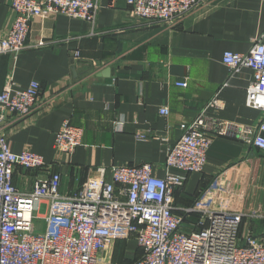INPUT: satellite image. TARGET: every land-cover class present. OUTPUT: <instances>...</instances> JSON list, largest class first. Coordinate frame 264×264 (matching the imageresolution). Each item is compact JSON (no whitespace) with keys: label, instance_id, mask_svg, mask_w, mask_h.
<instances>
[{"label":"crops","instance_id":"crops-1","mask_svg":"<svg viewBox=\"0 0 264 264\" xmlns=\"http://www.w3.org/2000/svg\"><path fill=\"white\" fill-rule=\"evenodd\" d=\"M94 1L99 9L93 25L61 15L34 18L23 50L0 55V93L9 80L17 90L32 81L40 86L41 107L19 121L7 113L0 128L12 152H32L49 167L15 168L12 182L19 191L30 192L36 178L54 172L61 177L59 193L73 195L98 178L99 169L110 182L112 168L124 165L150 164L161 178L166 151L181 135L179 126L214 97L222 108L208 109L207 115L237 127L264 122V112L245 105L252 72L243 69L230 77L222 64L223 53L244 54L254 40L264 43V0H201L174 26L130 18L127 0ZM10 4L0 0V39L14 19ZM179 81L187 86L177 87ZM164 107L167 116L159 113ZM64 122L83 129L82 144L71 154L54 149ZM121 189L115 185L116 193ZM197 199L213 211L244 214L242 235H264V153L232 135L214 137L203 172L186 174L174 192L182 231H191L198 220L182 211ZM101 215L128 220L125 211L103 209ZM109 229L112 242L101 258L113 246L121 247L123 261L132 258L128 246H137L126 229Z\"/></svg>","mask_w":264,"mask_h":264},{"label":"built area","instance_id":"built-area-1","mask_svg":"<svg viewBox=\"0 0 264 264\" xmlns=\"http://www.w3.org/2000/svg\"><path fill=\"white\" fill-rule=\"evenodd\" d=\"M126 3L132 19L174 26L201 0ZM10 8L14 19L6 37L0 39V55L16 56L23 50L34 18L61 15L93 25L99 9L94 0H11ZM78 57L79 52L74 51L73 58ZM222 64L230 77L243 69L252 72L245 105L264 112V43L254 40L244 54L225 52ZM175 85L187 86L185 81ZM40 107L37 82L17 90L9 80L0 93V128L7 113L19 121ZM221 108V101L214 97L196 118L179 126L181 135L166 151L161 178L154 175L150 164L113 167L110 182L99 169L98 178L87 180L77 193L68 196L59 193L61 177L54 172L36 178L30 192L19 191L12 182L15 168L36 171L49 167L32 152H12L0 131V264H111L101 258L112 242L111 225L126 229L141 249L132 264H264V235H240L244 214L213 211L197 199L182 209L185 216L198 215L194 228L187 232L181 230L184 218L174 214V192L184 185L186 174L203 172L214 137L232 135L264 153V122L237 127L206 113ZM159 113L167 116L169 110L164 107ZM82 140L83 129L64 122L55 134L54 149L71 154ZM115 185L122 187L118 193ZM103 209L125 211L128 220H110L101 215ZM37 219L42 221V231L36 227Z\"/></svg>","mask_w":264,"mask_h":264},{"label":"rangeland","instance_id":"rangeland-1","mask_svg":"<svg viewBox=\"0 0 264 264\" xmlns=\"http://www.w3.org/2000/svg\"><path fill=\"white\" fill-rule=\"evenodd\" d=\"M40 213H43V211H40ZM35 224H36L37 228H39V227L41 228V231L44 229V226L42 225V221L40 219L35 220ZM255 233H256V231H255ZM245 234L254 235L251 231H247ZM240 235L242 236V229L241 228H240ZM128 247H129V250H130L129 252L133 251L132 253H134V254H133L132 258H130V257L127 258V260H129V261L122 262L123 264H132L134 262V259H135L134 258L135 257V253H138V251L141 252L140 251L141 249L138 246L135 247V244H133L132 242L129 244ZM119 249H121V247L113 246L112 249L109 250L110 252H108L107 256L105 258H103L104 261L105 262H114V263H117V264H122L120 262V260H119V255H120L119 254L120 253Z\"/></svg>","mask_w":264,"mask_h":264},{"label":"trees","instance_id":"trees-1","mask_svg":"<svg viewBox=\"0 0 264 264\" xmlns=\"http://www.w3.org/2000/svg\"><path fill=\"white\" fill-rule=\"evenodd\" d=\"M140 255H141V252H139L138 251V253H135V259L137 260L139 257H140ZM135 259H134V261H135ZM119 260H120V262L122 263V262H126V261H129V260H124V261H122L123 259L120 257V255H119ZM118 260V261H119ZM123 264V263H122Z\"/></svg>","mask_w":264,"mask_h":264},{"label":"water","instance_id":"water-1","mask_svg":"<svg viewBox=\"0 0 264 264\" xmlns=\"http://www.w3.org/2000/svg\"><path fill=\"white\" fill-rule=\"evenodd\" d=\"M106 74H107V71L102 73L103 76H107Z\"/></svg>","mask_w":264,"mask_h":264}]
</instances>
